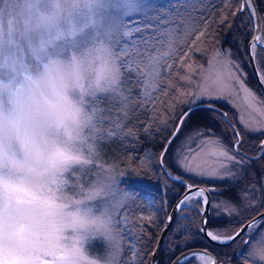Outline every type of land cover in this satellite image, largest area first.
<instances>
[{
  "label": "rangeland",
  "instance_id": "obj_1",
  "mask_svg": "<svg viewBox=\"0 0 264 264\" xmlns=\"http://www.w3.org/2000/svg\"><path fill=\"white\" fill-rule=\"evenodd\" d=\"M99 2L109 5L132 3L139 5L140 11L138 14L130 13L133 17L131 20L127 15L123 16L122 22L120 19H115L120 15L118 11L109 9L106 13L103 11L100 13L108 24L105 38L112 42L114 47L118 46L125 51L124 55L120 53L115 55L118 60H126V64L119 74L116 87L107 92L97 93L106 95L112 102L96 100L95 104L90 106L92 132L85 134L81 150L85 154L89 151L94 152V160L88 165L93 167L94 164L91 174L110 179L113 186L119 185L120 194L113 189L112 193L97 195L91 201L93 204H98L101 197L111 199L115 219L107 223L101 218L100 212L95 213L98 229L110 230L111 238L101 234L91 245H86L84 264H149L164 218L174 203L172 199L175 197L173 192L176 189L173 184L176 181L181 182L185 189L186 185L195 186L193 182L196 180V183H199L197 185L205 190V193L201 192L200 203H197L195 198H189V207L186 211H177L176 215L181 213L180 216H186L187 225L192 226L194 220L191 216L196 214L199 219L196 221V227L199 226L202 204L207 197L206 224L209 218L216 219L215 221L224 219L226 221L224 227L229 226L232 230L228 233L224 228L220 230L207 228L205 231L208 237L211 238L209 234H216L223 238L239 231L242 226L264 211V157L260 155L261 150L264 149V96L257 83L260 80L259 83L264 86V74H262L264 51L251 42L253 23L249 7L244 0H99ZM0 7L7 5L0 4ZM26 8L27 5L23 0L13 4L11 11L5 12V20L10 24L22 20ZM257 15L260 24L258 42L264 48V11L257 10ZM109 17L113 19H108ZM145 21H151L156 25L155 28L147 24L144 28L136 27L137 24H143ZM132 29H135L136 36L127 35ZM145 30L155 31L156 37L159 35V40L152 43L151 53L148 52L146 56L134 62L138 59L135 54L139 51L134 49V41L138 47L146 44L147 41L143 36ZM125 40L132 43L126 44ZM249 46H253V61L258 76L253 74L249 65ZM30 54V50L26 49H22L19 53L25 58ZM128 71L135 75L134 80L140 81L136 83L137 87L128 84L130 82L126 75ZM121 80L123 83H119ZM113 97L116 99L113 100ZM197 97L204 98L199 109L209 110V123L213 124L212 118L215 120L216 117L220 123H223L217 129L223 131L226 128L225 133L229 136V142H224L215 136L214 138L194 136L185 142V137L191 130L183 131L181 136L173 144L171 143L167 155L170 156L171 165L168 171L175 179L165 177L158 170L157 159L161 149H157L173 132V126L178 121L177 117L186 107L187 102ZM207 104L214 105V108L219 104L222 115L214 113V109L205 106ZM133 106L135 112L139 113L138 121L141 122L129 127L126 120L133 116L131 115ZM211 127L214 125L209 126V129ZM206 128L208 127H202V130ZM118 131L121 134L117 135ZM237 133L239 136H236ZM127 135L129 136L127 138H131L133 142L126 143L122 147L128 148V153H132L128 155L130 161L121 163L102 158L103 154L99 149L102 143L122 140V137ZM144 139L147 145L144 147L138 145ZM237 139L241 140L237 155L243 163L235 160L229 162L223 157L214 155L221 148L231 149ZM182 144L184 151L179 161L181 167H178L176 149ZM241 151L252 159L248 157L244 159ZM164 165L168 166L169 163L165 162ZM182 167L191 169L193 174L182 170ZM213 175L220 178L210 179L209 177ZM145 176L150 177L153 182L157 181L159 197L155 200L157 204H161L160 206L153 197L147 194L140 196L132 190L135 187L140 190L144 185L142 181ZM218 181L235 183L233 186L237 187L238 199L234 201L221 197L219 191L211 185L212 182ZM142 200L145 205L144 211L140 206ZM169 200L171 205L167 203ZM125 203L128 204L127 211L117 214L115 210L121 209ZM189 209L195 213H190ZM176 215L171 222L172 236L169 241L171 245L166 246L167 253L169 251L172 253L174 250L176 254L180 246L188 247L183 244L193 240L185 238L188 233L174 232L177 225L178 229L182 227V223H178L180 217ZM175 217L179 218L176 220ZM259 219L256 218L255 221ZM122 221L126 223L121 224ZM154 225L157 226L155 229H153ZM119 228H125V235H121ZM174 233H178L176 237ZM133 234L136 242L132 245ZM201 234V238L204 239ZM180 235L183 240H178ZM205 242L208 243L206 240ZM212 246L219 249L217 252L220 257L217 260L207 248L203 250L213 256L215 264H264V226H258L250 238L242 234L229 245L214 243ZM184 251L178 252L175 256ZM197 255L198 253H190L186 257L188 259H183L180 264H189V262L201 264ZM221 257L229 258L221 260ZM52 259L51 256H41L40 264H52ZM168 261L164 259V262L168 263Z\"/></svg>",
  "mask_w": 264,
  "mask_h": 264
},
{
  "label": "snow or ice",
  "instance_id": "obj_2",
  "mask_svg": "<svg viewBox=\"0 0 264 264\" xmlns=\"http://www.w3.org/2000/svg\"><path fill=\"white\" fill-rule=\"evenodd\" d=\"M20 2L21 0H0V4L7 5L0 7V264H40L41 256H51L52 264H84L86 245H91L101 234L111 238L110 230L98 229L95 213L100 212L101 218L107 223L115 219L111 199L101 197L98 204L91 201L97 195L112 193L113 189L120 194L119 185L113 186L110 179L91 174L94 164L93 167L88 165L94 160V152L85 154L81 150L82 144L67 146L69 151L79 154L80 159L77 162L65 165L61 154L53 151L50 156L54 167L52 170L43 171L42 162L38 159L39 146L30 133L29 125L23 119L25 107L29 106L30 102L23 97L22 90L26 81H39L42 78L43 67L49 61H66L74 54L87 56L89 59L103 54L108 64L115 67L119 77L126 60L116 59L115 54L124 55L125 51L118 46L114 47L113 43L105 38L108 24L100 13H106L109 9L118 11L120 15L115 19L122 22L123 16L127 15L131 20L133 17L130 13L138 14L140 9L139 5L132 3L109 5L100 3L99 0H23L27 5L23 19L14 24L8 23L5 20V12H10L11 6ZM146 24L153 29L156 26L151 21H145L136 27L144 28ZM127 35L136 36L135 29L130 30ZM143 36L149 43H155L159 39L155 31L145 30ZM153 37H156V40H153ZM124 42L132 43L129 40ZM22 49L30 50L31 54L27 58L20 56ZM147 51L145 49V52ZM126 75L130 82L136 78L131 71ZM137 83L140 81L137 80ZM112 89L114 88H110ZM97 93L103 92H75L72 99L89 114L90 106L95 104L96 100L112 102L106 95ZM115 99L113 97V100ZM203 99L197 97L187 102L177 117L179 124L174 125L175 131L169 134L173 139L180 128L196 115ZM51 102L60 101L54 99ZM205 106L214 109V105ZM91 125L92 121L84 128V134H91ZM194 136L214 138V133L194 127L185 137V142ZM236 136H239V133ZM171 143L172 139L167 140L163 146L164 151L160 154L161 171L175 179L164 169V157ZM240 143L241 140L237 139L231 149L221 148L214 155L229 162L235 160L243 163L237 155ZM183 151V144L176 149L178 167H181L179 161ZM260 155L264 157V149ZM182 170L193 174L191 169L182 167ZM209 178L220 177L213 175ZM200 195L201 190L190 194L180 202L179 208H188L189 198H195L197 203H200ZM70 208L75 209L77 217L82 213L83 217L91 220L95 226L86 227L80 220V230L69 231ZM127 209L128 204L125 203L121 209L115 211L119 214ZM123 223L126 221L121 222ZM258 226H264V217L247 225L246 229H241L235 235H226L223 238L216 234L209 235L213 241L229 245L242 234L250 238ZM197 258L201 259V264H215L210 257L198 254ZM177 264H180V261Z\"/></svg>",
  "mask_w": 264,
  "mask_h": 264
},
{
  "label": "clouds",
  "instance_id": "obj_3",
  "mask_svg": "<svg viewBox=\"0 0 264 264\" xmlns=\"http://www.w3.org/2000/svg\"><path fill=\"white\" fill-rule=\"evenodd\" d=\"M117 84V70L108 64L103 54H97L95 59L74 54L66 61H49L43 67L39 81L25 82L22 94L30 103L25 107L23 119L39 146L38 159L42 162L43 171L53 169L50 156L53 151L61 154L65 165L80 159L79 154L69 151L67 146L84 143L83 130L90 124L91 117L73 101V93L88 90L105 92ZM54 99L60 102L52 103ZM68 214L69 231L80 230V220L86 227L95 226L82 213L77 217L75 209L70 208Z\"/></svg>",
  "mask_w": 264,
  "mask_h": 264
},
{
  "label": "trees",
  "instance_id": "obj_4",
  "mask_svg": "<svg viewBox=\"0 0 264 264\" xmlns=\"http://www.w3.org/2000/svg\"><path fill=\"white\" fill-rule=\"evenodd\" d=\"M254 3H255L256 8H257V10L259 12L260 11L261 12L264 11V0H254ZM157 37H159V35H157ZM153 40H156V39L153 38ZM134 43H135V48L134 49H136V50L139 49V51L135 54L136 58H138V59L134 60V62H136L137 60H139L141 57L146 56V54L148 52L151 53V51H152V43L147 42L146 44L142 45L141 47H138V45L136 44V41H134ZM145 49H147L148 51L145 52ZM170 68H171V64H170ZM168 69H169V67H168ZM136 83H137L136 80H133V81L131 80V82H129L128 84H133L135 87H137ZM133 91H134V89H133ZM215 106L216 107L214 108V111L213 112L214 113H217L218 115H222V114H220V112L222 113L221 106L219 104H216ZM135 111H136L135 110V107L133 106L132 112H131V115H133V116L130 119H127L126 120L127 125L129 127H133L135 125V123L141 122V121H138L139 113L137 114ZM209 115H210V113H209V110L208 109H204V108L199 109L198 112L196 113V115H194L192 117V119L190 120V122H188L186 124L187 127L185 128V125H184L181 128L180 132L177 134V136L175 137V139L172 141V144H173V142H175L179 138V136H181V134H182L183 131L189 132V130H192L194 127H198L200 129H202V127H208V128H206L204 130L205 132H207V131L210 130L211 133H214V136L215 137H219L224 142L225 141L226 142H229V136H228L227 133H225V131H226L225 129L226 128H224L223 131L222 130L220 131L219 129H217V127L220 128L223 123H220L218 121L219 119L216 117L215 120L212 118L213 124H210L209 123V120H210V116ZM108 118H109V116H108ZM211 125L212 126L214 125V127H211L209 129V126H211ZM118 134H121V132L118 131L117 132V135ZM127 137H129V136L127 135V136L122 137V140H119V139L118 140H111V141H109L107 143H102L100 145V147H99L100 153L102 152V154H103V157L102 158L105 159V160H107L106 158H108L110 160H113L114 162H121V163H123L125 161L127 163L128 161H130L128 155H130L132 153L131 152L128 153V150H129L128 148L122 147V145L124 146V145H126V143H132L133 142V140H131V138L128 139ZM169 139H171L170 138V135L168 136V138L166 139V141L164 142V144L160 143V147H158V149H157V150H159V148L161 149L160 152H159V155H158V159H157L159 173L161 171L160 154L164 151V147L163 146L165 145V143ZM172 144H171V146H172ZM138 145H143V147H144L145 145H147V141L144 139V140H142V143L139 142ZM158 146H159V144H158ZM171 146H170V148H171ZM170 148H169L167 154L164 157V164H165V162H168L169 163L168 166H165L164 165V169H166V170H170V167H171L170 162H169L170 156H167L168 153H169V151H170ZM250 159H252V158H250ZM248 162H250V161H248ZM161 173L164 175V171L163 172L161 171ZM145 177L146 178L142 182L146 186L143 185L144 187L143 186L140 187V190L137 189V187H135L132 190L135 193L140 194V196H141V194H144V195L147 194L148 196L153 197L154 198V201L157 204V201L155 199H158V197H159L158 196V194H159V185H157V181L153 182V181H151V178L150 177H147V176H145ZM214 184H217L218 186L217 185L215 186ZM233 184H235V183H233L231 181H230V183H224L222 181H221V183H219V181L218 182H212L211 183V185H213L215 187V190H218L219 191L218 194H220L221 197L223 196L226 199H229V200H232L233 199L234 201H236L238 199L237 196H236L237 187H235V185L233 186ZM236 184H238V183H236ZM173 185H174V187H175L176 190H174V192H173V193H175V197H173L172 202H174L183 193V191H184V187H183V185H182L181 182L176 181ZM234 192H235V195H234ZM169 201L167 203H169L171 205V200H169ZM156 204H155V206H156ZM158 204H159V206L161 205L160 203H158ZM140 206H141V210L144 211L145 210L144 200H142L140 202ZM184 211H186V208L184 210H181V212H184ZM189 211L192 214L195 213L194 211L191 212L192 211L191 209H189ZM180 215H181V213H178L176 216H179L180 217L178 223H182V227L180 229H178L179 227L177 225L176 226L177 229L174 228L175 229L174 232L175 231H178V233L184 232L183 234H187L188 233V235H185V238H191L193 240L188 241L189 243H187V244L186 243L183 244L184 246L185 245H188V247L180 246L178 248V249H180L178 252H180L182 250H188L190 248H196V249H203V248L206 249L207 248L210 252L213 253V256H214V258L216 260L219 259L220 256L218 255V252H217L219 250L218 247H214V246L208 244L207 242H205V240L203 238H201V236H200V234H199V232L197 230V227H196V223L197 222L196 221H199L198 216L196 214L191 216L193 218V220H194L193 221V224L194 225L192 224V226H191V224L187 225V221L185 220L186 216H180ZM179 217H175L176 220ZM165 218H164V222H165ZM215 220L216 219L210 220V218H209L208 225H207V228L208 229H216L217 228V230H220V229L224 228L225 230H227L228 233L232 232V230L230 229L229 226L224 227L225 226V222H226L224 219H217L218 221H215ZM164 222H163V224H164ZM163 224H162V226H163ZM156 227L154 225L153 229H155ZM119 230L121 231L120 232L121 235H125V228H123V229H120L119 228ZM122 231L124 232L123 234H122ZM120 233H119V235H120ZM178 233H176V234L174 233V236L176 237ZM171 236H172V233H171V227H170V231H169V233L167 235V238L165 239V241H164V243L162 245L163 246V249L161 250V255H160L159 260H157V264H168L169 261L172 260V258L178 253L177 252L175 254L176 251H174V250H173L172 253H171V251H169V253L166 252L167 251L166 246H170L171 245V243L169 242ZM183 239L184 238H182V235H180V238L178 240H183ZM131 241H132V245L135 244L136 238H135L134 234L132 235ZM163 255H164V257H163ZM161 256H162V258H161ZM227 258H229V257H221V260H224V259L226 260ZM164 259L165 260H169L168 263L164 262Z\"/></svg>",
  "mask_w": 264,
  "mask_h": 264
},
{
  "label": "water",
  "instance_id": "obj_5",
  "mask_svg": "<svg viewBox=\"0 0 264 264\" xmlns=\"http://www.w3.org/2000/svg\"><path fill=\"white\" fill-rule=\"evenodd\" d=\"M244 1L246 3L247 7H249L250 17H251V20H252V23H253V36H252L251 42H254L255 45H259V47L263 50L264 49L263 45H261L258 42L259 33H260V24H259V18H258V15H257L256 5L254 3V0H244ZM252 47L251 46L248 47L249 65H250L251 70L253 71V74L255 76H258L257 75L258 72H257V70H256V68L254 66V61H253L254 60L253 59L254 53H253ZM256 78H257L256 80H258V77H256ZM259 81L260 80H258L257 83H258V86L260 88L261 93L264 96V86L261 85V83H259ZM178 124H179V120L177 121L176 125H178ZM173 131H175V128H174ZM170 138L172 139L171 136H170ZM198 190H201L202 193H205V190L200 185H195L193 187H190V186L188 187L186 185L183 193L174 201L171 209L168 211V213L166 215L165 222H164V224H163V226H162V228L160 230L158 239H157L156 244L154 246L153 253H152L151 257H150L149 264H156V262H157L156 259H157V256H158V252H159V250H160V248H161V246H162V244H163V242H164V240H165V238L167 236V233H168L169 228L171 226V222H172L174 216L176 215L177 211L180 209L179 208L180 202L182 200H185L186 197H188L191 193H194V192H196ZM202 211L200 213L201 216H200L199 233L201 234V232H202L201 235H203L204 239L206 241H208V243H211L212 245H214V243L215 244H220V243H217V242L213 241L210 237H208L207 231H205L207 229V227H206L207 211H208V198L207 197H206V200L204 199V202L202 204ZM263 212L261 214H258V216H256L255 218L250 220L248 223H246L244 226H242V229H246V226L251 224V223H253L256 220V218L264 217V213ZM239 231H237V232H239ZM237 232L233 233L232 235H235ZM220 245H224V244H220ZM190 253H194V254L198 253L199 255L209 256L210 258H212V260H214L213 256L208 254L203 249H193V250L188 249V250H185L184 252L179 253L177 256H175L171 260V263H169V264H177L178 261H182L183 260L182 258L187 257V255H189Z\"/></svg>",
  "mask_w": 264,
  "mask_h": 264
},
{
  "label": "flooded vegetation",
  "instance_id": "obj_6",
  "mask_svg": "<svg viewBox=\"0 0 264 264\" xmlns=\"http://www.w3.org/2000/svg\"><path fill=\"white\" fill-rule=\"evenodd\" d=\"M241 155L244 156V157H248V156H247L246 154H244L242 151H241ZM248 158H250V156H249ZM170 168H171V167H170ZM167 171H168V170H167ZM168 173H169V171H168ZM163 176L167 177L165 174H164ZM192 182H193V181H192ZM193 184L197 185L198 183H196V181L194 180ZM207 225H208V222H207V224H206V227H207ZM199 226H200V223H199ZM199 226H198V227H199ZM198 227H197V230H198V232H199Z\"/></svg>",
  "mask_w": 264,
  "mask_h": 264
},
{
  "label": "bare ground",
  "instance_id": "obj_7",
  "mask_svg": "<svg viewBox=\"0 0 264 264\" xmlns=\"http://www.w3.org/2000/svg\"><path fill=\"white\" fill-rule=\"evenodd\" d=\"M194 193H197V192H194ZM194 193H191V194H194ZM189 197V196H188ZM163 249V246L160 248L159 252H158V256H157V259L156 260H159V256L161 255V250ZM201 256H205V255H201ZM201 260V259H200ZM157 264V262H156Z\"/></svg>",
  "mask_w": 264,
  "mask_h": 264
}]
</instances>
